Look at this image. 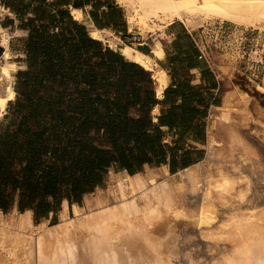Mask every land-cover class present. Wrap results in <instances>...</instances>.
<instances>
[{
  "label": "trees",
  "instance_id": "obj_1",
  "mask_svg": "<svg viewBox=\"0 0 264 264\" xmlns=\"http://www.w3.org/2000/svg\"><path fill=\"white\" fill-rule=\"evenodd\" d=\"M0 5L28 31L19 38L25 58L15 61L26 68L15 75L16 100L0 121L4 214L15 206L20 214L31 210L39 224L53 213L55 225L62 202L68 200L70 208L81 204L103 185L110 168L132 177L145 165L167 164L178 140L163 144L162 127L180 128L184 137L193 128V141L205 138L200 122L208 107L178 105L173 85L157 99L150 72L90 37L61 0H0ZM3 52L0 47V56ZM201 89L188 84L181 93ZM191 101H197L193 95ZM158 105L154 122L151 112Z\"/></svg>",
  "mask_w": 264,
  "mask_h": 264
},
{
  "label": "bare ground",
  "instance_id": "obj_2",
  "mask_svg": "<svg viewBox=\"0 0 264 264\" xmlns=\"http://www.w3.org/2000/svg\"><path fill=\"white\" fill-rule=\"evenodd\" d=\"M120 1L127 7L130 20L139 27L147 24L150 32L157 26L155 22L164 28L176 20L195 28L198 27L197 17L219 19L254 29L264 24V0ZM73 15L76 20L81 19L80 11H73ZM95 31L90 32L91 36L104 41L105 32ZM8 43L9 36L1 35L0 45L5 46V52L2 55L4 65L0 67V107L4 101H12L16 97L12 86V71L15 67L9 62L11 54ZM121 52L130 61L137 57L128 47ZM140 57L147 59L144 55ZM157 76L161 84L160 91L164 90L168 82ZM4 115L3 109H0V116ZM236 124L234 126V119L223 112L214 118L209 129V149L213 150L217 163L214 162L211 173L205 176L198 175L196 168H189L180 173L183 182L172 183L169 180L158 185L157 178L166 175L162 169H152L133 177L121 174L114 177L112 174L114 186L107 189V193L99 190L96 195L85 197V207L77 208L74 220L69 219L68 203L64 200L62 223L54 228H50L47 221H42L36 229L29 211L23 214L14 212L8 220L3 219L0 212V252L6 256V261L3 260L5 256L0 258V264H175L178 247L172 233L168 232L166 240H160L156 238L155 231L164 222L184 218L188 208L181 205L179 199L186 195L185 183L197 178L195 182L202 183L207 202L217 199L224 203L232 196L236 203L233 214L228 212V218L218 214L221 219L215 230L205 232L217 247L219 242L230 243L229 248L224 246V249H219L216 259L212 258L214 264H264V210L261 208L262 211H258L259 208L254 205L257 210H252L250 206L249 210L243 209L242 206L254 202V198L249 197V186L238 188L236 175L231 176L221 168L222 163H227L224 162L226 154L234 151L242 159V166H247L249 162L250 167L258 164L256 152L242 137ZM241 124L240 121L238 125ZM232 162L235 163L234 160ZM236 174V177L242 175L238 169ZM200 182H197L198 187L201 186ZM145 188H149V191L142 194ZM136 192L142 195L135 198ZM226 204L223 207H227ZM33 228L38 230L37 240L32 236ZM172 228L173 224V231ZM2 260L5 263H1ZM186 261L185 264L193 262L191 258Z\"/></svg>",
  "mask_w": 264,
  "mask_h": 264
},
{
  "label": "rangeland",
  "instance_id": "obj_3",
  "mask_svg": "<svg viewBox=\"0 0 264 264\" xmlns=\"http://www.w3.org/2000/svg\"><path fill=\"white\" fill-rule=\"evenodd\" d=\"M116 2H118L122 6V8L124 10V14H125V16H127L128 21H127L126 17H124V20H125L126 24L128 25V29H129L128 32L130 33V35L126 36L124 38L121 35H118L117 33H113L110 31L105 32L103 34V36L105 37L104 38V45H107V46L109 45L112 48L116 49L117 51H120V49L122 51L123 49L128 47V48L132 49V51L135 54H137V57L133 58L134 61H138L142 65H144L148 68H151L152 65L150 63L151 62L150 59L148 58L149 60L148 59L143 60L140 57L141 54L137 50H135L136 48H138V43H137L138 40H136V38L138 35L141 36L142 38H147L149 33H155L158 30L163 31L164 28H160V26H162V25L159 24V22H155V24L157 26H155L153 28V31H151V32L147 29V26H148L147 24H143L142 27H139L137 25V23H134L130 20V18L127 14V7L125 6V4H122V2L120 0H117ZM1 13H2V11L0 9V14ZM7 14L8 13H5V15H7ZM5 15L2 16L1 18H4ZM196 21L198 23V27H195V28L189 27V28L197 30L196 32L198 33V30H201L198 28L201 26H205L207 33H201V37L199 38L200 39L199 43L205 44L207 46V50H208L209 54L213 53L214 55L221 56V58L224 61L225 66H226V68H225L226 73L229 74V76L231 78H233V81H234L233 84L231 83V88H234V86H236V88L233 91H230L226 94L225 99H224L223 108L215 110L212 113V117H211L210 122H209V128L211 127V125L214 121V118L216 116H218L220 112L224 111L223 113H225L228 116H231V118L234 119V126L238 121L237 119H239L241 121L242 118L248 114L250 117L249 123L253 124V125L249 124L247 127L246 126L241 127L240 125H238L240 121H238V123L236 125L238 126L237 128H238L240 134L242 135V137L245 139V141L248 143V145L256 152V154L258 156V164L260 166L259 167L257 164V165H255V167L254 166L250 167L251 166L250 162L247 166H242L240 164V162H242L241 161L242 159L240 158L239 154L236 153L237 151L236 152L234 151V153H227L226 152L227 154L224 158L225 159L224 162H227V163H225V164L222 163L223 165L221 164L222 165L221 168L222 169L224 168L223 170L226 171L227 173H229L231 176H232V174H234V176L235 175L237 176V174H236L237 169L241 171L242 175L239 174L238 177L235 176L236 179L233 177L232 178L239 182V184L237 186H238V188L240 187V189H244V187L246 188L247 186H249V197L254 198L253 204H251V205L246 204V205L242 206L243 209L249 210L252 207L254 208V206H256V208H259L258 211H262V210H264V126H263L264 125V87L262 89V87L250 84L249 82H246L245 80L241 79L240 76H238L237 74H234V67H233L232 61H231L233 52L231 51V49L233 48L232 44L234 43V38L237 37V35L243 30H246V29L247 30H254L255 31L254 37L263 38L264 37V27H263L264 24L259 26L261 28L263 27L262 29L261 28L254 29V28H247L244 26H239V25H236V24L231 23V22L222 21V20L213 19V18H199V17H197ZM222 24L224 26V29L222 30V32H224V33L223 34L221 33L218 36L217 28ZM0 29H1L0 33H3L4 35L9 36L8 45H9L10 54H11L9 62L11 64H13L15 67V69L12 71V77H13L12 86L15 87L16 86V76L15 75L19 70H18V66H16L12 62L17 61L19 59L17 57V51H19V49L21 48V42L19 41V39H17V37H14V33H11V31L3 30V32H2L1 27H0ZM92 32L96 33L95 30H92ZM3 34H0V36ZM221 42L225 43V44H230V45H232V47H229L227 51L226 50L221 51L220 49H218V46L215 47L216 44H219ZM0 47L3 48V50L5 52V46L0 45ZM4 52H3V54H4ZM12 53L14 54V57H13ZM3 65H4V62H3L2 56H0V67H2ZM22 69L23 68H21L20 70H22ZM156 75H159V72L156 73ZM160 87H161V84L159 83V88H158L159 93H160ZM229 90H230V88H229ZM261 94H262V96H260ZM228 96L233 97L231 99V101H228ZM252 101L254 102L255 105L263 108V109H261V108L257 109V110H259L257 117L254 115V113L250 107ZM9 102L10 101H4L2 103V106L0 107L1 110L3 109L4 114L6 113V108H7V105ZM228 102H229V104H228ZM3 104H4V106H3ZM2 118H3V116H0V120H3ZM209 148L210 147L208 144V151H207V146H206V154H205L204 161L199 165L191 167V168L197 169L198 175L200 174L201 176H205L208 173L210 174L211 169H212L211 167L214 165V162L217 163V160L215 159V155H213V150H211ZM231 155H233V156H231ZM231 158H234V159H231ZM227 159H229V160L231 159L232 161L234 160L235 163L232 162L231 160L228 161ZM228 162H229V165H227ZM234 164H236V166H233ZM180 173L174 177H170L169 174L160 176L157 178V183H158V185H160L161 183H164V182L169 181V180H171L172 183L183 182L184 180H183ZM113 176L115 177L117 175L113 174ZM243 177H244V179H240ZM196 180H198V178ZM196 180H192L190 182L185 183V186L187 188L185 187V193L184 194H186L185 195L186 197L184 196V197H181L179 199V203L181 205L183 204L184 206H186L188 208V212L186 213L184 218L177 219L179 221L175 220L174 222H173V220L167 221L166 223L164 222L163 224H161V226L160 225L157 226L158 229L156 228L155 236H157L156 238H158V239L160 238V240H166L168 237V232L172 233V237L176 241L175 244L178 247V255H177L178 260L175 259L174 261L179 263V264H180V262H181V264H185L187 262L186 261L187 258L192 259V261H193L192 264H212V263L214 264L215 263L214 259H216V256L218 257L219 249H224V246H227L229 248L230 243L229 242H221V243L219 242L218 247H217L215 243H213L210 239H208L206 233L208 231H214L215 230L217 222L221 219V216H219L218 214L223 215L222 217H224V215H225L226 218H228V216H227L228 212H232V214H233L234 211L232 209L234 208L236 203L234 204L233 201H235V199L233 200L234 197H232V196H230V197H232L231 199H230V197H228L232 201H230L229 199H227L229 201H227V200L224 201L225 204H226V202L228 203V204H226L227 207L226 206L223 207L224 203L220 202V200H217V199H214L212 202H207L206 197H205V193L202 191L203 190V187L201 185L202 183L200 181H197L198 183L200 182L199 185H201L200 187H198L197 182H195ZM112 183H113V179H112V174H111V175H108L105 177V181L99 190L103 193H107V191L112 186H114ZM99 190L95 191V194L88 195L85 197L87 198V197L94 196L98 193ZM200 190L203 193L199 192ZM148 191H149V188H145V190L142 192V194L143 193L147 194ZM142 194L140 192H136L135 198L140 197V195H142ZM86 198L83 199L80 206H78L77 204L75 206H73L72 215L70 217L68 215L69 219H73V220L75 219L78 207H80V208L85 207ZM220 203H222L221 204L222 206L220 205ZM113 204H111V205L112 206L116 205V204H114V205ZM229 207H230L231 211L230 210L228 211ZM253 208H252V210L256 209V208H254V209ZM261 208H262V210H260ZM28 211L31 212L32 224L37 229V227L41 224V222L39 224H36V223L34 224L33 218H32V211L27 210L26 212H28ZM60 211H61V207H60ZM62 211H63V209H62ZM62 211H61V213L60 212L57 213V216H58L57 217V224L51 225V222L49 223L47 221L48 226L50 228H54L55 226H58L62 223L61 222L62 221ZM14 212H16V211L13 210V211H11L7 214H4V215L2 213L1 214L3 216V219L8 220L10 215L13 214ZM26 212H24V213H26ZM244 212L248 213L247 210H244ZM168 224H170L169 227H168ZM172 224L174 226V229L172 228L174 233L171 230ZM35 228H33L34 230H33L32 236L34 237L35 240H37L39 233H38V230H36ZM174 236H175V238H174ZM219 246H221V247H219ZM1 253H3V255ZM0 255H1L0 258L1 257L3 258L5 256L4 252H2V251L0 252ZM5 258H6V256L3 259L4 261H6ZM212 258H214V259H212ZM3 260L1 261V263H5ZM182 260H184V261L182 262ZM212 261H214V262H212ZM177 263H175V264H177Z\"/></svg>",
  "mask_w": 264,
  "mask_h": 264
},
{
  "label": "crops",
  "instance_id": "obj_4",
  "mask_svg": "<svg viewBox=\"0 0 264 264\" xmlns=\"http://www.w3.org/2000/svg\"><path fill=\"white\" fill-rule=\"evenodd\" d=\"M116 1L117 0H61V3L63 4V8L67 9L73 18V11L78 10L81 12L82 20H76L75 18L74 20L83 23L86 26L90 37H92L90 34L92 30H100L103 32L110 31L126 37L130 35L128 32V25L124 20V17L127 19V16H125L122 6ZM73 4H76L79 8H75ZM0 9L2 11L0 14V27L3 30L14 33V37H17V39L26 37L28 35V31L19 28L20 21L17 19L16 14L10 8H6L2 5H0ZM5 13L8 14L5 15ZM4 15L5 17L1 18ZM198 29L201 30H198L197 33V30L190 29L183 21L176 20L172 24L165 26L163 31L158 30L155 33H149L147 38H142L138 35L136 38V40H138V48L135 50H137L141 55L147 57V59H150V63L152 65L151 68L142 65L138 61H130L126 59L122 55L121 49L118 51L125 60L136 63L147 72H150V79L153 81V90L156 93L157 99L162 100L164 98L163 93L165 89H167L170 85H173L178 91V105L182 104V101H185V104L189 109L196 106L201 111H204L208 107L206 113L207 117L202 119L200 122L202 125L205 124V138L203 139L202 136V141H193L195 136V129L193 128L184 137L180 132V128L176 127L173 130H170L169 127H162L161 130L164 133L163 144L174 146L178 140L177 148L168 152L167 164L160 167L157 165H145L144 170L137 174H146V172L152 169H162L165 171L166 175L169 174L170 177H174L186 169L201 164L205 158L206 146L209 144V122L212 117V113L215 110L223 108L226 94L236 88V86L231 88V83L233 84L234 81L233 78L226 73V66L221 56L214 55L213 53L209 54L208 52L202 54L199 45V38L201 37V33L207 32L205 26H201ZM100 42L104 43V41ZM108 47L112 48L109 45ZM112 49L117 51L114 48ZM140 49L142 51H140ZM12 55L14 57L13 53ZM17 57L24 59L25 54L17 51ZM12 63L18 66V70L26 68L25 66H19L15 61ZM158 72L159 76L168 82V86H166L164 90H161L160 93L158 92L159 83L156 78V73ZM234 74H236L235 71ZM188 84H190L193 88L199 87L202 89L182 96L181 88ZM192 95L197 101H191ZM260 96H262V94ZM232 98L233 97L228 96V101H231ZM15 100L16 98L8 103L5 115L7 114V109L10 103ZM250 107L256 117L259 111L257 109H263L262 107L255 105L253 101ZM161 108L162 107L160 105L153 108L151 116L153 117L154 122L158 121L156 117L160 115ZM249 119V115H245L241 120V127H247L250 124ZM171 155H173L172 167L170 164ZM182 165L189 167L181 169L183 167ZM111 174H121L124 176L129 175L126 170L121 171L116 167L109 169L108 175ZM100 187L101 186L97 187L95 191L99 190ZM92 194H95V192ZM85 196L83 199H85ZM67 203L69 210L68 215L70 217L73 213L74 205L70 208L68 200ZM77 205L80 206V204ZM62 209L63 202L61 204V211ZM13 210H15L17 214H20L16 206L11 211ZM61 211L59 212L61 213ZM0 212L4 215L1 210ZM53 216L54 215L52 213L50 214L49 220L43 219L42 221H48L50 223ZM32 218L35 224L33 211Z\"/></svg>",
  "mask_w": 264,
  "mask_h": 264
},
{
  "label": "built area",
  "instance_id": "obj_5",
  "mask_svg": "<svg viewBox=\"0 0 264 264\" xmlns=\"http://www.w3.org/2000/svg\"><path fill=\"white\" fill-rule=\"evenodd\" d=\"M223 24L217 28L218 36L223 34ZM254 30H243L234 38L232 65L241 79L256 86L264 87V37L256 38ZM202 54L208 52L205 44H199ZM230 44L219 43L218 49L228 50Z\"/></svg>",
  "mask_w": 264,
  "mask_h": 264
}]
</instances>
